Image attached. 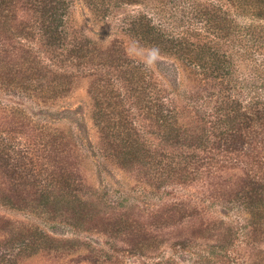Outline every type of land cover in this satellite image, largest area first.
Listing matches in <instances>:
<instances>
[{
    "label": "rangeland",
    "instance_id": "374dc122",
    "mask_svg": "<svg viewBox=\"0 0 264 264\" xmlns=\"http://www.w3.org/2000/svg\"><path fill=\"white\" fill-rule=\"evenodd\" d=\"M65 2L62 46L43 38V16L34 2L12 3L19 20L34 25L37 33L7 43L12 42L14 61L23 60L21 70L33 67L39 75L29 88L20 77L7 81V59L0 54L5 80L0 79V264H264V205L251 211L229 195L230 186L218 183L230 182L227 177L244 169L264 180V161L226 151L219 135L196 145L192 139L181 144L175 136L169 139L171 130L181 137L211 134L217 109L225 103L239 101L242 110L264 108V0ZM146 26L156 34L149 30L152 35L145 36ZM19 41L25 48L14 46ZM80 42L109 49V63L70 59L69 50ZM201 49L215 52L224 67H215L214 58ZM119 55L121 69L114 67ZM137 69L147 84L142 91L121 72ZM29 72L32 80L35 73ZM101 103L110 122H119L123 114L135 138L189 167L187 177L158 187L142 180L144 168L115 163L105 153ZM160 105L169 117L165 126L154 119ZM258 125L264 139V120ZM119 134L114 129L109 137ZM52 135L66 150L52 148L45 155L40 138ZM262 144L257 151H264ZM8 156L10 166L4 165ZM53 158L58 159L52 163ZM55 169L58 182L52 177ZM30 174L44 184L27 183ZM67 175L72 183L63 184ZM176 203L188 210L186 221L155 227L160 222L153 217ZM122 214L139 223L131 227L150 230L157 237H151L153 244L135 246L136 239L123 228L110 234L109 223ZM188 219L208 234L182 246L176 240L180 232L190 236ZM34 230L48 237L46 246L29 247ZM12 234L22 235L17 239L26 244L8 240Z\"/></svg>",
    "mask_w": 264,
    "mask_h": 264
},
{
    "label": "trees",
    "instance_id": "16d2710c",
    "mask_svg": "<svg viewBox=\"0 0 264 264\" xmlns=\"http://www.w3.org/2000/svg\"><path fill=\"white\" fill-rule=\"evenodd\" d=\"M16 0H0V54L4 56V58L7 59L6 63L3 64L7 68L8 73V80L11 81L14 77H20V80L27 88L30 87V82L34 79H37V76L39 75L38 71L34 69L33 67H30L31 69H23L24 62L21 60V62L14 61V49L10 44L7 42L12 41L13 37L16 39L19 35H22L21 37H33V33L36 34L35 26L30 24L27 21L19 20L18 18V7L12 8V3H14ZM32 3L34 2V9L37 12L42 13V21L40 24V31L42 32L43 38L47 40L48 44H52L55 46H62L67 41L64 39V31L62 30V13L63 9L66 8V2L65 0H31ZM61 11V12H60ZM147 27V28H146ZM143 28V34L146 36H150L153 34H156V29L152 26H146ZM152 31V33L150 31ZM156 37V36H155ZM18 40V39H17ZM157 42L161 41L158 37H156ZM8 45H7V44ZM90 43V42H87ZM16 48L18 49V46L20 49H23V43L16 42ZM209 49L203 50L201 49L202 53L206 55L207 57L214 58V66L221 69L223 66V61L220 57L216 55V53L211 52ZM69 58L75 60L76 57H82L81 60H91L94 61L97 58L100 60L102 59L104 65H107L109 63V49H101L99 46H93L88 47L87 45H83L82 42H80L78 45L72 47L71 51L68 52ZM203 56V55H202ZM201 56V57H202ZM8 58L10 59L8 61ZM120 61V62H119ZM116 64H114V67L117 69H121L124 67V62L120 55L117 58V61H114ZM9 63V64H8ZM21 63V64H20ZM29 70H32L35 73V77L31 80L32 77ZM124 79L129 80L132 84L134 81L138 86H136V89L139 91H142V87L146 84L145 78L140 75L141 73L140 69L132 70L127 72V70H121ZM3 73L0 72V79H3ZM107 81H110V79L105 75L104 76ZM4 80V79H3ZM5 81V80H4ZM141 84V87L140 85ZM145 91L149 93V88H143ZM97 93V92H95ZM98 95V93H97ZM99 96V95H98ZM102 106V103L101 105ZM255 106V108H254ZM112 105L109 104V108H111ZM107 108L106 107H100L99 113H100V121L104 122L103 127H101L103 138H105V153L108 156H111L114 159V162L117 163L119 166L123 168H133L134 169L139 166L142 169L144 168L142 180L145 182H148L151 185L154 186H164L167 184L169 179H181L187 177L189 174V167H181L180 164L175 162V159L168 156L167 154L163 153V151H152L151 148L146 145L145 141H142L138 138L134 137V134H131L128 130L129 127L126 126V118L122 114L120 115L119 122H110L111 116L107 115L106 113ZM164 108L162 105H160L159 110L156 111L154 119H156L157 123H165L163 120H168V114H163ZM217 117L213 121L214 122V130L211 131V134L205 133L203 134V131L201 134H195V135H186L184 137H181L179 133L174 135L173 133L175 131L171 130L169 134V139L173 140V136L178 138L176 144H181L187 142L189 139H192L193 141L191 144H199L200 140H204L205 137L208 139L211 138V136L219 137L222 139L221 143L223 148H225L226 151L236 154H242L246 155L251 158H258V160H255L258 164H262V161H264L263 154L264 151H257L258 148L261 145V142L264 141L263 136L261 135L260 126L258 124L263 123L264 120V108L261 110L259 108H256V105H252L251 108L247 110L241 109V103L238 101H235L234 103H225L223 104L219 109H217ZM109 117V119H108ZM163 125V124H162ZM165 126V125H163ZM117 127V128H116ZM121 128L126 129V133L121 132ZM119 129L120 134L117 136H113V138L109 137V134L112 130ZM219 129V132L217 133L216 130ZM207 132V131H205ZM121 133H123L121 135ZM221 135V136H220ZM210 136V137H209ZM40 140L44 145V150H46L45 155L47 153H51V149L53 148L54 151H58L59 147L66 150V144H63L60 140L59 136L52 135V136H45L41 137ZM211 141V140H209ZM190 144V145H191ZM264 146V144H262ZM60 149V150H62ZM59 152V151H58ZM261 155V156H260ZM260 156V158H259ZM187 158V157H186ZM183 159L186 163H189L191 161ZM58 158H53L52 163L55 162V160ZM3 163V159H0ZM200 161V160H199ZM10 156L8 158H4V165L10 166L12 164V161L10 162ZM201 163V161H200ZM203 163V162H202ZM201 163V164H202ZM47 166L49 164H46ZM230 166L232 164H229ZM62 166V165H60ZM229 167V166H228ZM248 168V167H247ZM184 169V171H183ZM58 169H55L54 172L52 171V177L54 178V181L57 182L61 179V176L57 172ZM15 173L18 171V169L13 170ZM245 172L242 174H235L234 177L229 176L230 182H227L226 179L218 181L219 185L223 186H230L231 194L235 200L245 202V205H247V208L251 211H254L255 209H258L263 207L264 205V180L261 178H258L255 174H252V172L244 169ZM18 173V172H17ZM16 174V173H15ZM46 183H48L49 175H46L45 177ZM59 179V180H58ZM36 180L35 175L30 174L27 176V183H34ZM63 184H67L71 182V176L67 175V177H63ZM36 181H39L41 184H44L42 182H45L41 179H37ZM26 183V182H25ZM72 183V182H71ZM230 183V184H227ZM56 182H53L50 185L51 188H55ZM239 186L243 187L244 189H240ZM220 189V188H219ZM53 190V189H52ZM241 190V191H240ZM233 191V192H232ZM179 204V203H178ZM178 204H174L171 206H167V209H164L163 212L159 213V215L156 217H153L154 221L160 222V225H156L155 227L162 228L168 227L170 225H177V223H181L182 220L186 221L187 217V211L188 210H181V207L178 206ZM252 215V214H251ZM253 216V215H252ZM132 216L128 214H122L121 216L115 218V220L111 221L109 223V233L116 234L118 233L121 228L124 229V233H128L130 237H134L136 239L135 246H144L146 243L151 241V237L157 238L153 233L151 234L150 230L143 231L141 227H131L134 225H139L138 222H132L130 219ZM162 222V223H161ZM187 222H190L189 225L186 227L189 228L190 231L188 233L190 234L189 237L185 236L181 232L179 233V236L176 240V242L179 245L187 246L192 241H194L197 238H200L204 233L208 234V230H205L203 226L195 227L193 228V220L188 219ZM183 223V222H182ZM181 223V224H182ZM201 225V224H199ZM255 229V225H252ZM41 232L34 230L32 238L30 242L28 243L29 247H37L41 244L43 246H46L49 242L48 237H45L44 235H40ZM13 236L9 235L8 240H13L14 238L20 243V244H26L25 240L17 239V237H21L22 235L19 234H12ZM200 235V236H199ZM34 237V239H33ZM156 240V239H155ZM140 243L142 244H139ZM142 241V242H141ZM152 242V241H151ZM156 242V241H155ZM153 244V242H152ZM155 244V243H154ZM10 245L8 244V247ZM153 246V245H152ZM25 249H22V252ZM4 260V259H3ZM3 260H0V262H3ZM14 261V260H13ZM14 263H16L14 261ZM12 264V263H11Z\"/></svg>",
    "mask_w": 264,
    "mask_h": 264
}]
</instances>
